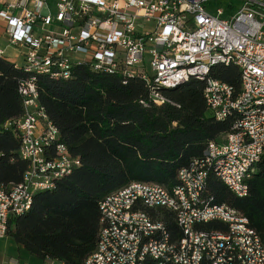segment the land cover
<instances>
[{"label": "built area", "instance_id": "built-area-1", "mask_svg": "<svg viewBox=\"0 0 264 264\" xmlns=\"http://www.w3.org/2000/svg\"><path fill=\"white\" fill-rule=\"evenodd\" d=\"M0 23V56L28 75L19 87L24 115L4 129L20 140L19 156L29 163L19 184L0 188V240L38 193L81 167L41 106L37 82L68 81L85 67L124 84L143 80L156 105L167 102L162 91L202 81L210 116L235 120L171 190L134 182L105 197L95 250L82 264H264L251 221L206 194L214 174L246 198L264 159V0H0ZM217 66L236 68L240 88L213 79ZM210 223L226 231L204 230Z\"/></svg>", "mask_w": 264, "mask_h": 264}, {"label": "trees", "instance_id": "trees-1", "mask_svg": "<svg viewBox=\"0 0 264 264\" xmlns=\"http://www.w3.org/2000/svg\"><path fill=\"white\" fill-rule=\"evenodd\" d=\"M211 77L240 88L239 72L217 66ZM28 75L0 56V188L19 184L29 163L19 156L20 140L4 129L24 115L20 84ZM205 84L191 80L162 91L167 102L156 105L139 78L124 81L79 67L71 80L38 76L39 102L60 132V141L81 167L38 193L31 210L9 223L8 236L37 261L82 264L96 247L99 204L131 183L156 184L171 190L178 174L204 157L209 143L221 142L235 118L224 122L208 113ZM249 195L235 196L210 174L206 194L246 216L264 243V159L248 181ZM164 219L170 230V214ZM204 230L226 231L220 223Z\"/></svg>", "mask_w": 264, "mask_h": 264}, {"label": "rangeland", "instance_id": "rangeland-1", "mask_svg": "<svg viewBox=\"0 0 264 264\" xmlns=\"http://www.w3.org/2000/svg\"><path fill=\"white\" fill-rule=\"evenodd\" d=\"M227 1H232V0H227ZM10 53H13V51H11ZM17 62L21 63V60L18 59ZM14 260L28 264L42 263L41 261H37L36 259H34L30 254L24 251L22 247L18 246L11 237L7 236L5 239L0 240V264Z\"/></svg>", "mask_w": 264, "mask_h": 264}, {"label": "crops", "instance_id": "crops-1", "mask_svg": "<svg viewBox=\"0 0 264 264\" xmlns=\"http://www.w3.org/2000/svg\"><path fill=\"white\" fill-rule=\"evenodd\" d=\"M0 25H1V23H0ZM0 33H1V31H0ZM11 54H12V55H14V54H15V52H13V53H11ZM10 62H13V61H10ZM10 62H9V63H10ZM15 62H17V61H15Z\"/></svg>", "mask_w": 264, "mask_h": 264}]
</instances>
